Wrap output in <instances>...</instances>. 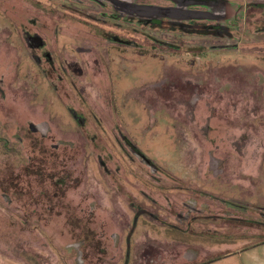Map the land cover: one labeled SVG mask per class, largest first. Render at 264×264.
<instances>
[{
  "label": "rangeland",
  "instance_id": "obj_1",
  "mask_svg": "<svg viewBox=\"0 0 264 264\" xmlns=\"http://www.w3.org/2000/svg\"><path fill=\"white\" fill-rule=\"evenodd\" d=\"M84 1L0 0V137L15 152L0 142V264H264L259 15L236 14L221 36L187 35L195 31L128 18L115 28V17L85 12ZM198 5L199 15L213 14ZM35 34L43 50L30 47ZM35 139L46 154L31 147ZM25 158L45 193L50 177H71L70 213L57 207L31 227L46 204L17 167ZM5 161L22 193L8 200ZM91 207L98 234L81 255L67 218L77 226Z\"/></svg>",
  "mask_w": 264,
  "mask_h": 264
},
{
  "label": "flooded vegetation",
  "instance_id": "obj_2",
  "mask_svg": "<svg viewBox=\"0 0 264 264\" xmlns=\"http://www.w3.org/2000/svg\"><path fill=\"white\" fill-rule=\"evenodd\" d=\"M242 3L238 4L236 0H225L224 3H222V0H133V3H131V0H86V4H84V11L85 12H95L97 14H108L111 17L116 18V24L115 28L118 27V21L120 19L128 18L129 21L137 22V24L145 27H152L156 29L165 30L168 29L171 32H184L186 29L188 31H192L194 33H187V35L191 34H198V35H207V34H215L218 35V31L221 30L225 22H229L233 20V23L231 26H235L237 23V18H235L236 14H242L246 13V19H250V16L247 18L248 15H259L258 19L260 21V24L258 26L261 29H264V0H241ZM199 3H206L208 4V7L212 9L213 14L212 15H199L196 11L201 9V6L198 5ZM181 4L182 6H180ZM156 6L162 7V8H170V11H167V13L170 16H163L162 12L155 9ZM205 9V8H204ZM182 10V11H181ZM91 14V13H90ZM172 14L175 15V17H172ZM203 16L206 17V21H201L204 23H201V19H197L195 17ZM193 17V18H191ZM216 19H220L216 20ZM201 23V24H200ZM223 29V28H222ZM214 31V32H213ZM216 32V33H215ZM224 35V34H221ZM218 35V36H221ZM29 36L30 40L29 45L34 43L32 47L35 50H43L46 47L45 41L40 37V35H27ZM40 37L42 39V42L40 45L36 46V42L33 41L34 38ZM109 39H112V42H116L118 40H121L116 35H113L111 37H108ZM55 50V49H54ZM51 52V51H50ZM45 55L48 57L49 61H52L53 67L57 69L55 66V59L52 57L50 53H45ZM41 62V59H39ZM57 71H60L59 68ZM61 72V71H60ZM49 77V76H48ZM50 78V77H49ZM66 88V87H65ZM87 119L82 117L81 120L78 119V125L82 128L84 124H86ZM83 124V125H80ZM32 139V137H31ZM34 144L31 145V147L34 150H37L41 152L42 154H46L45 147L43 142L35 139ZM0 142L3 143V146L6 151L8 149L10 151L14 152V149L9 148V142L6 138L0 137ZM135 148V147H134ZM139 152L142 154L140 150L137 149V153ZM23 157L22 155L20 158ZM51 157V153H50ZM21 162L18 164V168H21V171L23 172V176L27 178L28 180L30 178L35 179L37 183L38 179H42L43 174L40 173L38 170L35 171L34 167L30 168L28 166L29 160L27 158L20 160ZM12 172V171H11ZM5 175L2 177L1 180V189L2 194L6 200H8V196L11 190L12 194L20 196L22 193L19 191L18 187L13 185L14 181H11V178L7 177V174L9 173V168L7 161H5L3 172ZM71 177H69L68 174H63L62 177H54L53 179L50 177V183L51 187L53 188V192L50 193L48 190V193L44 192V186L42 183H39L40 185H36L37 192L40 197H36L37 203L40 204H46V206L43 207L44 211L40 216L44 215V218H40L38 216L35 220L37 224H32L31 227L36 228L38 227V224H47L48 221L54 218V215L56 213V208L60 207L61 211H67L70 208V204L66 203L64 198L65 194L68 189H71V184L73 182L70 181ZM11 187V188H9ZM11 195V194H10ZM11 200H14V198ZM19 202H22L23 200H20L17 198ZM71 209V208H70ZM96 209L94 207H91L89 210L90 214L87 216L85 215V218L78 216L74 219L79 221V224L76 226L74 225L76 221H72L71 218H67V225L70 227V230L67 228L65 230L69 236L73 240H82L83 245L85 246L84 250H82L81 255H85L86 250L88 247L95 242L94 234H98L94 228L91 226V217L94 218ZM34 213L25 214L22 216V222L23 224H28L29 222H32L30 220L31 218H34ZM67 215V214H66ZM20 217V216H19ZM94 222V221H92ZM33 223V222H32ZM93 234V235H92ZM100 250V254H105L107 251V248L105 245L102 244L101 247L97 248ZM102 250H104V253H102ZM83 263V261H82Z\"/></svg>",
  "mask_w": 264,
  "mask_h": 264
},
{
  "label": "water",
  "instance_id": "obj_3",
  "mask_svg": "<svg viewBox=\"0 0 264 264\" xmlns=\"http://www.w3.org/2000/svg\"><path fill=\"white\" fill-rule=\"evenodd\" d=\"M33 41L36 42V46L40 45L42 42V39L40 37L34 38Z\"/></svg>",
  "mask_w": 264,
  "mask_h": 264
}]
</instances>
